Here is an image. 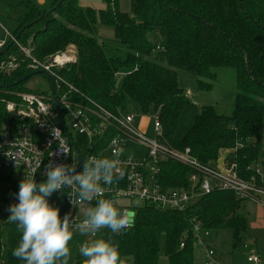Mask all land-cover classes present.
Segmentation results:
<instances>
[{
    "label": "trees",
    "instance_id": "16d2710c",
    "mask_svg": "<svg viewBox=\"0 0 264 264\" xmlns=\"http://www.w3.org/2000/svg\"><path fill=\"white\" fill-rule=\"evenodd\" d=\"M104 1L106 7L96 12L78 0H54L48 9L22 0L8 9L17 23L12 34L22 45L29 44L34 57L42 61L74 46L76 58L61 74L82 95L114 111L134 104L138 112L157 113L161 141L181 150L189 148L204 163L216 160L225 150L226 163L235 164L243 179L260 185L264 180V156L260 158L264 149V0H130L127 12L119 9V0ZM97 17L113 27L123 49L109 52L96 39ZM151 34L159 35L157 42L148 38ZM156 45L162 49L156 50ZM5 47L0 59L14 55L19 64L10 72H0V127L10 120L6 102L16 100L15 92L27 90L24 84L33 73L14 43L8 41ZM219 66L236 72L231 114L203 106L185 135L175 139L179 117L189 104L178 85L177 69L195 73L198 88L206 91L215 82L214 69ZM26 75L29 78L18 82ZM164 173L165 181L176 187L187 184L190 171L170 162ZM243 200L221 190L203 196L185 211L144 204L136 210L134 227L118 235L105 232L102 238L118 245L124 264H157L162 237L168 264H192L195 220L210 231L230 229L234 248L244 243L248 224L238 213ZM21 235L7 217L0 226V264H24L12 255ZM182 238L185 245L180 247ZM85 259L78 253L75 264H84Z\"/></svg>",
    "mask_w": 264,
    "mask_h": 264
},
{
    "label": "built area",
    "instance_id": "2783aa9c",
    "mask_svg": "<svg viewBox=\"0 0 264 264\" xmlns=\"http://www.w3.org/2000/svg\"><path fill=\"white\" fill-rule=\"evenodd\" d=\"M2 29L5 35L0 39V50L5 48L8 41L14 43L28 60V67L33 72L41 71L47 78L50 77V91L27 89L15 92L16 100L5 104L10 120L0 127V170L15 171L17 185L8 181L4 183L5 188L0 195V226L10 215L9 206L19 202L17 194L24 177L32 178L35 172L34 179L40 183L44 177L47 178L44 172L49 162L74 163L76 171L81 172L83 163L92 158L118 159L125 175L118 183L104 186L102 198L114 200L123 211L136 213L144 204L160 210L185 211L203 196L221 190L232 191L238 198L264 204L263 179L257 185L254 180L243 179L235 164H227L224 158L218 157L204 163L189 148L181 150L161 141V124L155 112L145 113L154 116L155 129L153 138L146 136L135 126L133 113L105 108L82 95L61 74L76 55L67 56L64 51L39 60L34 57L29 44L22 45L12 32L4 27ZM161 49L156 45V50ZM18 64L19 60L14 55L0 59V72H10ZM56 99L61 111L60 118L55 106ZM66 123L75 134L69 131ZM134 145L143 146L145 152L140 156L126 154V151L135 152ZM61 147L66 148L68 154L60 152ZM170 162L189 169L186 185L173 187L165 181L164 166ZM61 191L65 194L66 214L72 220L73 231H78L75 225L82 222L86 208L94 207L96 200L80 204L76 202L77 193L73 188L66 187ZM134 200H139L141 204L133 203ZM109 231L107 228L101 229L96 236L102 238ZM192 235L195 242L203 247L204 264H217L211 231L195 220ZM91 238L94 237L89 235ZM184 245L185 239L182 238L180 247ZM259 261L256 254L247 257L249 263Z\"/></svg>",
    "mask_w": 264,
    "mask_h": 264
},
{
    "label": "clouds",
    "instance_id": "9594fccd",
    "mask_svg": "<svg viewBox=\"0 0 264 264\" xmlns=\"http://www.w3.org/2000/svg\"><path fill=\"white\" fill-rule=\"evenodd\" d=\"M60 152L68 154L63 147ZM34 174L20 182L19 202L9 206L8 220L22 234L12 255L24 264H69V242L74 236L72 220L68 214L61 218L59 209L47 199L66 187L75 190L77 203L96 200L94 207L86 208L82 222L75 225L81 235L95 237L105 228L118 235L134 227L135 212L123 211L114 200L102 198L104 186L118 183L125 175L118 159L92 158L83 163L81 172L76 171L74 163L49 162L44 172L47 179L40 183L35 181ZM79 252L86 258L84 264H124L118 245L103 238L83 244Z\"/></svg>",
    "mask_w": 264,
    "mask_h": 264
},
{
    "label": "rangeland",
    "instance_id": "374dc122",
    "mask_svg": "<svg viewBox=\"0 0 264 264\" xmlns=\"http://www.w3.org/2000/svg\"><path fill=\"white\" fill-rule=\"evenodd\" d=\"M22 0H0V39L5 35L4 29L13 32L17 23L10 17L8 9L21 2ZM40 8H50L54 0H30ZM82 7L90 6L99 12L106 7L104 0H78ZM118 7L121 11H129L130 0H119ZM50 10V9H49ZM2 25V26H1ZM97 32L95 34L96 39L99 42L104 43L107 46L109 52L116 51L117 49H123L122 45L115 38L113 33V27L108 24H103L97 17L96 19ZM148 38L154 43L157 42L159 35H149ZM157 44V43H156ZM75 47L67 46L65 49V55L75 56ZM154 55V54H153ZM152 55V56H153ZM216 80L213 83L211 89L203 91L197 86V78L195 73L191 71L177 69L178 73V85L186 93L189 104L184 107L178 120V126L175 131L174 137L180 140L188 131L193 123L195 113L203 106H212L218 114H231L234 108V98L236 94V72L232 67L219 66L215 69ZM24 87L28 90H41L45 92L50 91V81L47 75L44 73H35L30 76L29 80L24 84ZM126 111L135 115L134 124L137 129L143 132L146 136L153 138L155 136L154 129V116L150 114H143L137 111L134 104H129ZM69 131L73 134L74 131L66 123ZM144 147L141 145H134L135 152H128L126 154L131 156H140L143 154ZM226 154L225 150L219 152V156L224 158ZM264 156V149L261 152L260 158ZM15 171H3L0 170V195L5 188V181H8L12 185H17ZM47 178H43L40 182L45 181ZM3 185V186H2ZM49 204L59 209V215L61 218L66 214L65 194L63 191H56L50 197L47 198ZM261 203L255 200H247L241 202V208L238 210L240 215L246 216L243 205L246 206L251 212L256 208V203ZM133 203L141 204L139 200H134ZM263 205V203H261ZM251 221V218H249ZM100 238L96 236L89 239V235H81L79 231H74L72 241L69 242V248L71 251V257L69 264H75L79 248L85 244L90 243L92 240ZM212 248L214 249L215 258L217 264H264V232L258 231L253 227H248L244 233V243L236 248L232 247V231L230 229H217L211 231ZM210 239V240H211ZM255 239V240H252ZM251 253H258L261 259L258 263L247 262V257ZM205 256L203 247L200 243H194L192 264H204ZM157 264H168L167 257L164 254V238H161L160 250Z\"/></svg>",
    "mask_w": 264,
    "mask_h": 264
},
{
    "label": "crops",
    "instance_id": "0c3cea01",
    "mask_svg": "<svg viewBox=\"0 0 264 264\" xmlns=\"http://www.w3.org/2000/svg\"><path fill=\"white\" fill-rule=\"evenodd\" d=\"M244 200L246 202L249 199L246 198ZM243 208H245L244 212L246 213L245 217L247 219L248 227L251 226V227L255 228L258 231L264 232V204L262 205L261 203L259 204L257 202L256 203V208L252 212L249 209H247L245 205H243ZM249 218H251V221L249 220ZM252 240H255V239H252ZM203 252H204V250H203ZM252 254L258 255L259 258L261 259V256L258 253H251L250 255H252Z\"/></svg>",
    "mask_w": 264,
    "mask_h": 264
},
{
    "label": "water",
    "instance_id": "95a60500",
    "mask_svg": "<svg viewBox=\"0 0 264 264\" xmlns=\"http://www.w3.org/2000/svg\"><path fill=\"white\" fill-rule=\"evenodd\" d=\"M48 11L51 12L52 9H50V10H48ZM26 26H29V24L26 25ZM7 49H8V47H5V48H3L2 50H0V55H2ZM40 72H41V71H34V72L31 73L30 75H33V74H35V73H40ZM30 75H26V76H24V77L21 78L18 82H22L23 80L29 78ZM48 78L50 79V77H48ZM55 106H56V109H57V114H58V116H59V118H60V117H61V111H60V108H59V102H58L57 99L55 100Z\"/></svg>",
    "mask_w": 264,
    "mask_h": 264
}]
</instances>
